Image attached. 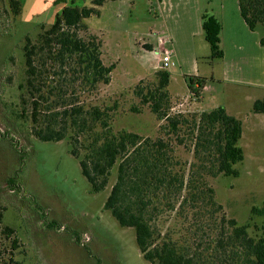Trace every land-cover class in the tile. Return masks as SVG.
I'll list each match as a JSON object with an SVG mask.
<instances>
[{
  "label": "rangeland",
  "instance_id": "374dc122",
  "mask_svg": "<svg viewBox=\"0 0 264 264\" xmlns=\"http://www.w3.org/2000/svg\"><path fill=\"white\" fill-rule=\"evenodd\" d=\"M54 1L20 0L22 10L17 17H0V227L7 225L14 230L9 237L0 233V250L5 253L2 261L9 263L11 256L20 264H152L138 251L134 228L121 226L103 206L115 171L103 190L93 192L66 140H39L30 134L29 120L13 115L18 110L17 86L24 71L23 38L25 34L35 35L41 23L54 21L63 7ZM73 1L77 6L91 5V0ZM130 1L114 0L105 5L103 21L110 30L105 27L96 31V16L85 20L101 40L103 63L113 68L107 85L89 92L77 86L78 104L86 108L89 103H115L111 112L113 128L155 137L163 121L151 112L149 105L141 103L136 91H145L157 83L156 71H152L155 51H145L148 47L142 42L155 38L150 30L159 29V13L156 0ZM212 1L213 5L219 2ZM196 46L198 73L213 71L219 75L220 60L204 62L210 54L204 36L196 40ZM184 59L190 68V59ZM174 70L167 86L172 94L169 112L196 111L178 105L187 92L177 68ZM211 85L217 100H211L206 92L200 105L204 110L216 107L223 98L220 83ZM224 89L227 97H235L234 103L240 104L239 145L244 159L238 165V176L208 177L216 204H201L197 209L185 206L178 209V214L167 208L158 217L160 234H178L181 243L209 240L220 229L221 214L234 218L238 224H248L250 235L261 234L264 217L251 215V208L264 204V113L252 112L253 100L242 98V93L228 85ZM254 94L262 96L264 90ZM134 108L136 111H132ZM175 155L182 162L193 159L178 146ZM14 238L17 247L13 249Z\"/></svg>",
  "mask_w": 264,
  "mask_h": 264
},
{
  "label": "trees",
  "instance_id": "16d2710c",
  "mask_svg": "<svg viewBox=\"0 0 264 264\" xmlns=\"http://www.w3.org/2000/svg\"><path fill=\"white\" fill-rule=\"evenodd\" d=\"M106 1L77 6L73 0H55L63 7L54 21L41 23L35 35L25 34L21 46L24 71L17 86L18 110L13 115L29 120V132L39 140H66L93 192L103 190L115 171L103 206L121 226L134 228L138 251L152 264H264V221L261 234L253 236L248 224L221 214L219 231L197 243L178 242V234L162 236L156 225L167 208L178 214L185 206L197 209L201 204H216L208 177L239 175L238 165L244 159L240 119L223 106L170 113V73L163 68L156 71L154 87L136 91L141 103L163 121L155 137L113 128L115 103H89L86 108L78 104L77 86L89 92L109 83L113 65L103 63L101 40L85 23L100 15L99 7ZM237 3L240 16L250 30L258 32L264 47V0ZM21 10L20 0H0V17L15 18ZM201 27L210 48L207 58H222L220 21L204 11ZM184 79L190 96L198 100L212 77L184 75ZM252 112L264 113V96L252 103ZM176 146L193 159L182 162L175 155ZM19 154L23 160V153ZM254 214L264 217V204L253 206ZM2 215L0 209V221ZM13 232L7 225L0 227L7 237ZM16 242L14 238L13 249ZM3 253L0 250V264H7L2 261ZM8 264L20 262L10 256Z\"/></svg>",
  "mask_w": 264,
  "mask_h": 264
},
{
  "label": "crops",
  "instance_id": "0c3cea01",
  "mask_svg": "<svg viewBox=\"0 0 264 264\" xmlns=\"http://www.w3.org/2000/svg\"><path fill=\"white\" fill-rule=\"evenodd\" d=\"M110 1H106L99 7L100 15L96 16V31L104 30L105 27V29H111L103 21L105 5L111 4ZM212 3V0H156V9L160 19L159 29H151L150 35L155 38L142 43L148 47L144 49L145 51H155L156 62L152 71L162 68L160 53H170L174 67L177 68L178 75L182 77L187 92L183 99L180 98L182 102L178 104L179 106H188L186 110H204L200 105L205 99L206 92L210 94L211 100H217V94L213 93L214 89L211 84L218 82L222 86L223 98L220 102H216L215 106H223L228 114L242 121L240 104L237 101L234 103L235 97V100L231 96L227 97L224 88L228 85L234 91L242 93V98L247 101L253 100L254 102L264 96V94L262 96L254 94L264 90V47L259 44V34L250 30L240 16L237 0H219L216 5ZM204 11L213 14L221 23L220 46L223 56L216 59L220 60L221 73L219 75L214 74L213 71L200 74L195 66L198 59L196 40L204 36L201 27V15ZM185 56L188 60L190 59V68L184 59ZM206 60L204 62L213 61ZM174 71L169 72L170 75ZM184 75L212 77V80H208L204 85L198 100L190 96Z\"/></svg>",
  "mask_w": 264,
  "mask_h": 264
},
{
  "label": "built area",
  "instance_id": "2783aa9c",
  "mask_svg": "<svg viewBox=\"0 0 264 264\" xmlns=\"http://www.w3.org/2000/svg\"><path fill=\"white\" fill-rule=\"evenodd\" d=\"M160 63L161 67L169 72H172L175 68L170 53H160Z\"/></svg>",
  "mask_w": 264,
  "mask_h": 264
}]
</instances>
